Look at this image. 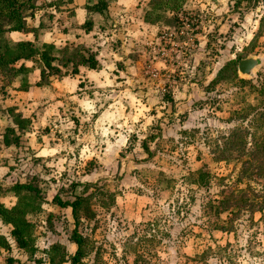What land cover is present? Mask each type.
<instances>
[{
	"label": "rangeland",
	"instance_id": "rangeland-1",
	"mask_svg": "<svg viewBox=\"0 0 264 264\" xmlns=\"http://www.w3.org/2000/svg\"><path fill=\"white\" fill-rule=\"evenodd\" d=\"M48 16L49 25L55 19ZM54 16L55 26L38 44L59 40L65 30L68 13ZM165 16L172 28L171 14ZM179 20L172 40L157 38L161 27L154 40L132 45L135 53L129 46L116 52V42L109 41L117 55H100L108 66L107 85L85 80L61 93L52 81L47 99L19 108L11 106L18 82L0 81V185L33 181L43 197L42 211L29 216L36 252L30 257L13 246L0 253V264L8 258L10 264H49L47 252L55 244L68 258L74 254L71 210L53 204L55 195L63 202L89 196L77 229L86 239L84 264H264V209L214 212L220 190L245 189L247 198L258 196L264 204V176L251 169L239 181L245 164L214 160L220 136L237 128L244 136L264 132L250 127L264 109V0H184ZM247 57L259 64L242 77L237 66ZM28 80L35 84L38 76ZM3 106L30 121L18 147L3 144L13 126ZM30 136L35 146L44 145L41 156L30 147ZM200 170L209 174L203 186L193 183ZM86 183L92 186L84 188ZM1 201L9 207L16 199L3 192ZM10 230L0 222V234L9 237Z\"/></svg>",
	"mask_w": 264,
	"mask_h": 264
},
{
	"label": "trees",
	"instance_id": "trees-1",
	"mask_svg": "<svg viewBox=\"0 0 264 264\" xmlns=\"http://www.w3.org/2000/svg\"><path fill=\"white\" fill-rule=\"evenodd\" d=\"M109 0H96L87 7L88 17L82 28L87 33L93 28V14L106 15ZM42 0H0V81L4 86H12L18 82V87L14 88L20 91H26L30 86L28 77L34 71H38V81L36 87H47L53 79H60L65 76H74L79 73L80 67H86L91 70H100L101 64L97 59V54L85 46H74L66 44L58 47L52 43L37 42V30L28 26L27 20L34 17L38 9L44 7ZM54 9L58 8L60 0L55 1ZM184 0H151L143 14V20L150 25H156L160 29L166 27L164 24L168 20L165 14H171L170 20L172 28L166 27L162 33L173 34L180 31L181 21L179 15L183 8ZM50 18V16H48ZM164 23H163V21ZM12 32L33 33L35 41H18L10 39L9 34ZM30 63V65H28ZM214 80L218 83L221 78ZM237 76V74H236ZM239 79V78H238ZM241 84L249 83L247 80L239 79ZM251 86V85H250ZM262 101L264 103V88H260ZM168 101H173L167 96ZM7 115L11 117L13 126H9L3 136V144L6 147H18L23 134L28 132L30 121L15 113V108H2ZM250 127L255 130L264 129V109L256 112L250 121ZM257 132V131H256ZM149 136V139H153ZM221 141L214 142V160L225 163H242L245 164L241 169L242 177L249 175L251 169L256 171L258 176H264V132L262 134L248 133L244 136L237 128L232 130L229 136H220ZM148 141H151L149 140ZM250 141H249V140ZM250 144L251 148L246 149ZM142 149L148 156L152 154L148 143L143 141ZM209 174L204 171H198L194 184L206 185ZM33 180V178H32ZM92 186L90 183L84 184V188ZM219 198L214 202V212L218 215L226 211L228 215H235L241 211H252L257 207L259 212L264 209V204L258 202L257 198H247L245 189L220 190ZM3 192H10L15 197L16 202L7 207L2 201ZM41 191L32 182L15 183L7 189L0 185V222L3 225L10 226L9 237L0 234V253L11 252L13 246L22 253L30 257L36 252V236L34 235L35 225L29 220V216L42 211ZM53 204L61 208H70L74 220L75 228L72 231L69 241L76 246V250L69 258L65 256L64 247L55 244L48 250L49 264H84L85 256L84 245L86 239L78 233L80 225V212L82 208L89 211V196H77L73 201L63 202L57 195L52 198ZM216 203V204H215ZM263 206V208H262ZM231 231V230H230ZM56 254L59 256L58 260ZM8 264L13 262V258L6 259ZM37 263V262H35Z\"/></svg>",
	"mask_w": 264,
	"mask_h": 264
},
{
	"label": "crops",
	"instance_id": "crops-1",
	"mask_svg": "<svg viewBox=\"0 0 264 264\" xmlns=\"http://www.w3.org/2000/svg\"><path fill=\"white\" fill-rule=\"evenodd\" d=\"M55 1L57 0H42L41 3H44V7L38 9L34 14V17L27 20L28 26L37 30V42H39L41 34L44 33L49 26L51 28L55 26L54 23L57 16L55 17L54 15L68 13V17L66 18L67 20L64 21L65 30L60 33L59 40H44L42 43H52L58 47L66 44H75L77 42L85 43L87 47H90L98 52L99 56H97V59L101 64L100 70H91L86 67H80L77 75H68L60 79L56 78L55 80H52V89L58 92L60 91L61 93H64V89L67 84H72L76 89L78 84L84 82L85 80L94 83L96 86L107 85L109 82V78L107 77L108 66L106 61L104 59H100V57H107L105 51L107 53L109 50L111 51V55L113 57L117 55L114 53L112 47L110 48L111 45L109 44V41L116 42V46H118L116 52H118L119 49L121 53L123 51H127L128 49H125V47L129 46L132 48L130 49V53H135L133 52L135 44L143 43L145 41L149 42L150 39L154 40L159 29L158 26L147 24L143 20L144 11L151 0H109L105 16L100 14H93L91 16L94 25L92 30L87 33L84 31L82 26L88 17L87 7L94 2L91 0H60L61 4H59L60 2L58 3L59 9H54L56 5ZM46 14L50 16L48 19L49 21L55 19L54 22L52 21V24L48 25L46 23V20L44 19L45 16H47ZM96 21H100V24L96 25ZM95 30L97 31L95 32ZM117 35L119 37L116 38L117 40H114V37H117ZM13 36H17L19 38L11 39ZM9 37L14 42L35 41L33 33L12 32L9 34ZM132 45L134 46L132 47ZM101 50L102 52H100ZM32 75L38 76V71H34ZM30 84L32 85L26 91L14 89V94L17 96L12 95L11 98H17L11 106H19V108H21L22 103L25 102L24 107H32L31 105L47 99L46 91L48 87H36L33 85L34 82L31 80ZM54 100L55 103H59L58 97H55ZM27 139L29 140V145H31L30 147L38 152V154L44 150L43 144L36 143L35 146L31 142L32 137H27Z\"/></svg>",
	"mask_w": 264,
	"mask_h": 264
},
{
	"label": "water",
	"instance_id": "water-1",
	"mask_svg": "<svg viewBox=\"0 0 264 264\" xmlns=\"http://www.w3.org/2000/svg\"><path fill=\"white\" fill-rule=\"evenodd\" d=\"M259 62L255 57H247L240 60L237 66L238 74L242 77H250L253 75L254 70L257 68Z\"/></svg>",
	"mask_w": 264,
	"mask_h": 264
},
{
	"label": "built area",
	"instance_id": "built-area-1",
	"mask_svg": "<svg viewBox=\"0 0 264 264\" xmlns=\"http://www.w3.org/2000/svg\"><path fill=\"white\" fill-rule=\"evenodd\" d=\"M162 42L165 40H172L173 34H165V33H160L159 36H157Z\"/></svg>",
	"mask_w": 264,
	"mask_h": 264
}]
</instances>
